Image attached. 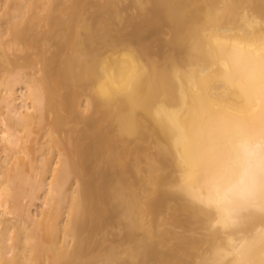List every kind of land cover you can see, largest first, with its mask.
<instances>
[{
	"label": "bare ground",
	"instance_id": "1",
	"mask_svg": "<svg viewBox=\"0 0 264 264\" xmlns=\"http://www.w3.org/2000/svg\"><path fill=\"white\" fill-rule=\"evenodd\" d=\"M0 1V264H264V200L207 203L264 135V0Z\"/></svg>",
	"mask_w": 264,
	"mask_h": 264
},
{
	"label": "clouds",
	"instance_id": "2",
	"mask_svg": "<svg viewBox=\"0 0 264 264\" xmlns=\"http://www.w3.org/2000/svg\"><path fill=\"white\" fill-rule=\"evenodd\" d=\"M258 200H264V135L239 130L229 139L207 203L234 220Z\"/></svg>",
	"mask_w": 264,
	"mask_h": 264
},
{
	"label": "rangeland",
	"instance_id": "3",
	"mask_svg": "<svg viewBox=\"0 0 264 264\" xmlns=\"http://www.w3.org/2000/svg\"><path fill=\"white\" fill-rule=\"evenodd\" d=\"M125 4H128L129 5V8H128V10H127V12H126V14L127 15H136V10L130 5V0H127L126 2H125ZM146 7H149V5H146ZM3 7H2V1H0V25H1V29L2 30H4L5 28H6V24L4 23V19H3V14H4V10L2 9ZM161 39H165V38H167L168 37V28L167 27H163L162 28V31H161V33L158 35ZM8 36H5L4 38H7ZM45 124H46V122L44 121L41 125H40V127L38 128V131H39V134H38V136H37V138L41 135V133H42V131L44 130V128H45ZM113 221V220H112ZM111 221V222H112ZM114 222L116 223V225L118 224V225H120L119 224V221H118V219H114ZM114 222H112V226L114 227L115 225V223ZM119 227V226H118ZM117 226L116 227H114L113 229H112V232H117L118 230H120L119 228H122V226L121 227H119L118 228ZM111 229V228H110ZM123 230V229H122ZM121 230V231H122ZM121 231H118V232H121ZM111 232V233H112ZM99 237V236H98ZM113 237H115V236H112V238ZM110 238H111V235L109 236V241H110ZM116 238V237H115ZM98 239V238H97ZM99 239H101V236L99 237ZM102 240V239H101ZM101 240H99V241H101ZM103 242H104V246L103 247H106L107 245H109V241H104V240H102ZM107 244V245H106ZM95 246H96V244H94V251H99V249H96L95 248ZM92 249V248H91ZM96 253V252H95Z\"/></svg>",
	"mask_w": 264,
	"mask_h": 264
}]
</instances>
